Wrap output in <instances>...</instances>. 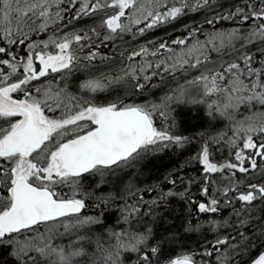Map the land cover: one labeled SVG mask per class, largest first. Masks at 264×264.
<instances>
[{
  "label": "snow or ice",
  "instance_id": "obj_1",
  "mask_svg": "<svg viewBox=\"0 0 264 264\" xmlns=\"http://www.w3.org/2000/svg\"><path fill=\"white\" fill-rule=\"evenodd\" d=\"M0 264H264V0H0Z\"/></svg>",
  "mask_w": 264,
  "mask_h": 264
},
{
  "label": "trees",
  "instance_id": "obj_2",
  "mask_svg": "<svg viewBox=\"0 0 264 264\" xmlns=\"http://www.w3.org/2000/svg\"><path fill=\"white\" fill-rule=\"evenodd\" d=\"M156 35H159V33H156ZM179 119L181 121L182 127L185 129L184 134H187L188 131H196L199 129V127L201 126H207L206 121L207 118L204 116L203 110L201 109L199 111V113H191L189 110H181L178 113ZM217 126H222V125H217ZM184 155H188L187 152L184 153ZM228 156V151H227V147L225 146L224 149L222 151H218L216 153V159L217 160H222L225 157ZM158 165V169H153L152 170V174L150 175L149 179L145 180V182H150L151 179H155L158 178V176L162 175L168 168L172 167L175 163L176 160L174 157H170V156H162L160 160H158L157 162ZM147 171V169H146ZM196 172V166L193 165L191 167H189L188 169V173L189 174H193ZM238 175L242 176L243 174H239L238 170H237ZM170 185H166V187H168ZM102 190H107L106 188L102 189ZM179 190V189H177ZM191 192L197 196V198H200V193L198 192L197 187H193L191 189ZM91 211H93L92 209H90ZM98 211V210H97ZM224 215L228 214V211H230V209H222ZM187 212H188V208H187V201L181 200L180 197H170V210H166L164 215L168 216L169 219H171L172 217H176V223L174 225H172V227H179V223H180V218H187ZM217 218H222L219 215L217 216ZM191 219L193 220V222H195V220L197 219L195 212L192 213ZM111 223L115 222V216L113 215L112 220L110 221ZM169 227V225L163 221L159 222L157 228H156V232L159 235V233L164 229ZM205 228H207V225H205ZM183 242L185 244V246H192L194 243H202V241L200 240V237L198 234H187L184 235L183 237ZM178 251V250H177Z\"/></svg>",
  "mask_w": 264,
  "mask_h": 264
},
{
  "label": "rangeland",
  "instance_id": "obj_3",
  "mask_svg": "<svg viewBox=\"0 0 264 264\" xmlns=\"http://www.w3.org/2000/svg\"><path fill=\"white\" fill-rule=\"evenodd\" d=\"M66 191H67V189H66ZM86 211V213L88 212V211H91L90 209H88V210H85Z\"/></svg>",
  "mask_w": 264,
  "mask_h": 264
}]
</instances>
